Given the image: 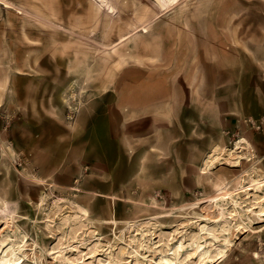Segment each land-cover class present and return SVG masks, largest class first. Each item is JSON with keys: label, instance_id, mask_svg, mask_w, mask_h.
Returning <instances> with one entry per match:
<instances>
[{"label": "rangeland", "instance_id": "374dc122", "mask_svg": "<svg viewBox=\"0 0 264 264\" xmlns=\"http://www.w3.org/2000/svg\"><path fill=\"white\" fill-rule=\"evenodd\" d=\"M158 79L190 99L174 158L120 160L115 188L55 157L57 124ZM2 259L264 264V0H0Z\"/></svg>", "mask_w": 264, "mask_h": 264}, {"label": "crops", "instance_id": "0c3cea01", "mask_svg": "<svg viewBox=\"0 0 264 264\" xmlns=\"http://www.w3.org/2000/svg\"><path fill=\"white\" fill-rule=\"evenodd\" d=\"M133 91L129 93L124 88L115 94L119 107H126L129 98L133 100V109H109L106 103L108 98H104L92 106H84L73 121L65 120L57 124L54 139L49 141L54 146L55 157L102 160L101 164L92 161L90 164H95L99 169L104 166L106 170L102 173L111 174V178L119 168L120 160L174 158L178 143L175 128L179 126L176 120L179 111L177 114L175 107L179 106L177 110L183 109L190 101L188 95L181 97L179 90L160 79L152 82L151 86L146 82L137 84ZM217 101L215 98L214 107ZM112 182L115 188L123 183L114 177Z\"/></svg>", "mask_w": 264, "mask_h": 264}, {"label": "bare ground", "instance_id": "6f19581e", "mask_svg": "<svg viewBox=\"0 0 264 264\" xmlns=\"http://www.w3.org/2000/svg\"><path fill=\"white\" fill-rule=\"evenodd\" d=\"M8 260H4L2 259V261L0 262V264H7Z\"/></svg>", "mask_w": 264, "mask_h": 264}]
</instances>
